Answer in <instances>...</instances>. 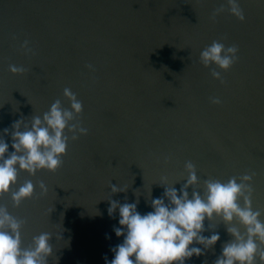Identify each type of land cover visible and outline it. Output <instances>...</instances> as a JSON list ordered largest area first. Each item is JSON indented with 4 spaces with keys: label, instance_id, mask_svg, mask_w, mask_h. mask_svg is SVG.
Returning <instances> with one entry per match:
<instances>
[{
    "label": "water",
    "instance_id": "95a60500",
    "mask_svg": "<svg viewBox=\"0 0 264 264\" xmlns=\"http://www.w3.org/2000/svg\"><path fill=\"white\" fill-rule=\"evenodd\" d=\"M239 4L243 20L227 0H0V135L9 151L13 121L56 99L67 107L65 87L82 102L75 120L87 129L76 139L68 133L55 171L18 173L12 190L31 180V197L14 205L0 194V205L24 221L22 246L46 231L48 264H105L123 239L109 200L138 199V211H151L161 184H183L187 161L201 188L205 179L250 174L252 207L264 219V0ZM213 40L238 48L231 67L217 69L222 80L200 60ZM208 223L204 235L220 239L185 264H213L230 239L219 218L215 229Z\"/></svg>",
    "mask_w": 264,
    "mask_h": 264
},
{
    "label": "clouds",
    "instance_id": "9594fccd",
    "mask_svg": "<svg viewBox=\"0 0 264 264\" xmlns=\"http://www.w3.org/2000/svg\"><path fill=\"white\" fill-rule=\"evenodd\" d=\"M227 4L231 14L244 19L239 0H227ZM222 10L221 7L216 11ZM237 53L235 45L213 40L201 50L200 60L205 66L215 65L212 76L222 80V73L217 69H229L237 60ZM9 70L25 71L18 65H9ZM63 95L69 101L67 107L56 99L42 114L32 115L28 121L23 117L13 121L12 151L0 135V194H10L14 205L31 197L36 187L31 180H24L12 190L18 173L24 170L34 175L42 169L55 171L66 154L68 133L71 139H76L78 134L87 132L75 120L83 109L82 102L70 88L65 87ZM212 102L220 103V98L213 97ZM8 131L3 129V133ZM185 168L187 176L179 189L174 187L179 181L170 186L161 184L163 195L151 199V211H138V199L127 202L125 198L124 203L109 200V216L118 212L119 226H114L113 231L123 239L110 249L113 257L108 260L105 256V264H185L186 259L213 249L220 239L218 231L204 235L206 220L208 230L216 228L212 224L214 218L223 223L230 239L222 243L213 264H264V219L261 211L252 207V176L245 173L227 181L205 179L201 188L194 164L187 161ZM39 187L42 192L46 191L43 181ZM110 189L113 193L125 191L116 184H111ZM23 223L0 205V264H48V257L53 253L51 233L40 232L32 237L30 245L22 246Z\"/></svg>",
    "mask_w": 264,
    "mask_h": 264
}]
</instances>
